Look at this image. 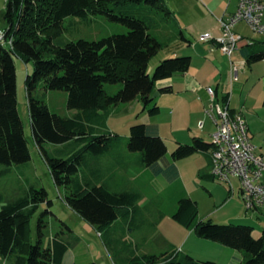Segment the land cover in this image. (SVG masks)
Wrapping results in <instances>:
<instances>
[{
	"label": "trees",
	"instance_id": "trees-1",
	"mask_svg": "<svg viewBox=\"0 0 264 264\" xmlns=\"http://www.w3.org/2000/svg\"><path fill=\"white\" fill-rule=\"evenodd\" d=\"M163 14L172 15L165 0L6 2L3 20L7 44L0 43V165L8 168L31 160L19 112L16 60L21 59L34 64L33 74L25 81L34 141L46 159L56 186L65 189V203L99 232L107 230L127 212L132 214L129 227L133 230L136 222L133 218L137 217L139 203L143 200V194L137 189L116 191L105 180L101 158L112 153L120 139V135L108 131L113 107L138 98L151 116L158 115L160 108L155 100L174 92L173 86L158 85L186 75L192 66V57L171 55L186 44L192 45L181 35L182 41L170 47V53L161 56L153 75L149 73L152 58L165 45L151 33L153 27L163 23L159 19ZM93 15L106 16L128 31L97 41L63 39L67 18L86 19ZM262 60L264 46L247 55L248 64ZM107 84L122 87L111 94L106 89ZM39 89L67 92V107L76 113L72 117L54 113L43 95H38ZM229 96L230 93L223 98L224 105L229 102ZM151 105L154 106L149 108ZM48 144L58 148L51 149ZM126 147L129 152L140 154L141 165L154 168L158 175L166 172L159 163L168 148L156 125L132 126ZM213 148L212 142L198 137H194L190 145L178 143L168 173L176 177L178 161L196 153L212 152ZM5 172V169L0 170V173ZM206 176L214 179L212 174ZM45 204H52L47 191L35 185L11 200L0 193V257L10 264H63L65 254L78 240L66 239L61 232L45 246L43 237L48 222L42 218L38 224L39 240L36 244L31 240L32 219ZM199 211L197 201L182 198L172 218L203 239L244 252L247 258L241 264H264V234L254 237V228L250 225H220L211 220L197 222ZM46 213L50 211L47 209ZM66 229L71 231L68 226ZM127 264L216 262L172 252L134 255Z\"/></svg>",
	"mask_w": 264,
	"mask_h": 264
},
{
	"label": "rangeland",
	"instance_id": "rangeland-1",
	"mask_svg": "<svg viewBox=\"0 0 264 264\" xmlns=\"http://www.w3.org/2000/svg\"><path fill=\"white\" fill-rule=\"evenodd\" d=\"M189 11L183 10L184 1L175 0L167 2V6L172 15L163 14L159 18L163 23L152 28L151 33L158 37L165 45L158 55L152 58L149 67V73L153 75L156 66L159 64L161 56H165L172 50L177 42L182 41L180 31H184L192 45H184L178 48L172 56H191L192 66L187 73L189 78L197 79L201 87L219 85V97L216 104L224 105L223 96L232 93L234 87L242 84L243 94L248 98V105L256 94L264 89V62L256 65V74L252 75L251 67L247 66L241 70L238 79L232 82V64L229 57L221 51L210 53L211 43L201 42L200 37L211 34L215 38L222 36L220 25L216 18H213L214 10L208 0H187ZM215 3L225 2V0H213ZM7 0H0V29L6 27L3 20V14L6 10ZM185 5V4H184ZM211 11V12H210ZM63 39L65 41H76L86 39L97 41L114 34L126 33L128 29L117 22L109 20L103 15H93L86 19L69 17L64 23ZM240 31L244 32L247 38L245 42L250 41L254 50H259L264 46V35H256L248 30L243 22L239 25ZM168 43V44H167ZM208 50L205 52L204 50ZM170 55V56H171ZM233 62L238 65L245 61L238 52L233 56ZM17 72V91L19 100V112L22 118L28 146L31 153V160L22 165H13L6 168L0 165V170H6L0 173V193L11 200L15 195L22 194L31 185L38 189L45 188L48 193V199L52 202L51 206L45 204L33 217L31 222V240L36 244L39 240L38 224L40 218L48 222V228L43 237L44 245L49 244L50 239L57 233L63 232L67 237L66 223L73 229L74 233L83 238L84 245L92 255L97 264H123L119 262L114 250L107 249L103 239L94 226L83 220L74 212L64 201L66 191L62 187H57L52 174L47 165L46 159L37 147L32 133L30 113L28 107V97L26 91V78L34 72V64L26 63L21 59L16 60ZM165 83V82H164ZM160 85V84H159ZM158 85V86H159ZM122 85H106L109 93H117ZM38 95H43L49 108L54 113L61 116L72 117L76 110H70L67 107L68 93L65 91H45L38 90ZM155 103L160 108V113L151 116L149 109L144 110V104L140 99L132 102L120 104L113 107L112 113L108 118V131L120 135L118 143L115 144L112 153L102 157L103 170L114 184H123L124 187H135L144 194L142 203H149L148 211L151 221H155L157 232H153L148 243L139 246V253H163L178 252L189 254L194 259L200 261H214L220 259L221 264H226L228 256L223 250H231L220 243L199 237L193 229H187L179 225L172 219V212L182 198H192L199 204L198 221L211 220L216 224H244L255 223L254 220L247 219L245 216H252V212L246 211L243 199L239 191V182L232 181L234 189L230 193L229 185L216 179H207L205 175L211 174V152H200L190 157L180 160L176 163L179 170V176L173 177L168 173L167 168L172 163V154L181 144H193V138H203L204 141L211 143L212 134L216 131V125L208 115L207 110L212 104L211 100L207 103L200 101L197 94L187 89L185 83H174V93L159 96ZM151 105L149 108H152ZM258 114L246 106L245 114L248 122H252V131L254 138L253 145L258 151H264V116L261 111ZM150 123L159 128L160 136L165 141L168 152L165 158L160 162L161 167L166 169L165 173L156 174L155 169L141 165L138 161L139 153H131L127 150V141L130 135V128L136 124ZM203 125V128L201 127ZM51 149L58 148L53 144H48ZM130 154V166L120 168L114 171V176L109 175L107 160L114 158L116 154L123 152ZM111 185H113L111 183ZM113 185V187H115ZM129 186V187H128ZM50 213H46V210ZM163 212V214H160ZM248 213V215H246ZM124 215V214H123ZM122 222L123 220L120 219ZM256 225V224H255ZM177 226L180 232H173L174 243L167 252L162 250L163 241L161 236L166 230H174ZM258 229V227L256 228ZM148 230V229H147ZM144 231H139L135 227L129 230L126 227V233L131 240L141 238ZM146 233V231L144 232ZM164 235V234H163ZM255 237H259L255 234ZM130 240V241H131ZM188 249V252L185 250ZM69 258L65 259L64 264H70ZM0 264H10L8 260L0 257ZM235 264H241L237 260Z\"/></svg>",
	"mask_w": 264,
	"mask_h": 264
},
{
	"label": "crops",
	"instance_id": "crops-1",
	"mask_svg": "<svg viewBox=\"0 0 264 264\" xmlns=\"http://www.w3.org/2000/svg\"><path fill=\"white\" fill-rule=\"evenodd\" d=\"M168 1L173 2L175 0H165L166 4ZM182 1H184V4H185V5L183 4V6H184L183 10L187 9L189 11L190 9L188 8L189 7L188 1L187 0H182ZM208 1H209L208 4H210L212 6V10L215 11V13H213V18L217 19L219 25H220L221 19L227 20L231 15H233L237 11L238 6H239V0H225V2H218V3H215L213 0H208ZM241 23H243V22H241ZM241 23H239L236 26L235 31L237 33L241 34L242 36H244L245 38H247L245 33L240 31V29H239V25ZM220 30L222 33L221 26H220ZM248 30L250 31L249 28H248ZM180 34L183 37H185L187 40H189V38L186 36L184 31H180ZM250 44L247 42H243L240 45V48L236 51V53L238 52V54L242 55L245 59V61L238 64L240 71L241 70L244 71L245 68L247 66H249L252 69L251 73L253 75V74H256V71H255L256 65L259 62H262V61L264 62V60L258 61V62L252 63V64L247 63V55H249V53H251L252 51H255L253 48H251L252 45H250ZM211 45L212 46H211L210 53H215L216 51H221L218 47L214 46L212 43H211ZM204 51L207 52L208 50L205 49ZM187 75L188 74L181 76V77L173 78L172 80L164 81L165 83L161 82L159 86L160 87L161 86L162 87L163 86H173V89H174V83L183 82V83H185V86L187 89H191L192 92H195L197 94L198 98L200 99V101L205 102V103L210 101V97H209L208 92H207L208 87L214 88L218 94V97H219V85L218 84L215 87L208 86V87L204 88V87H201V85L198 83L197 79L189 78V76H187ZM238 85H239L238 87H237V85H236V87H234L233 92L229 96V102H227V104L229 105L231 112L239 113L243 116V118L245 119V121L248 125L251 140H253L254 133L252 131V122L251 121L248 122V120H250V119H248V117L246 116V114L244 112H245L246 106H249L251 108V110H254L257 114H258L257 111H261V112L263 111L262 116H264V89L260 90L256 94V97L254 99H252L251 104L248 105V101H246L248 98L244 97V94L242 91L243 86L240 83ZM227 94H225L223 96V98ZM148 124H150V123H148ZM201 139H203V138H201ZM113 150L114 149H112V152H113ZM256 151H257V153L264 154V151H258L257 148H256ZM131 157L132 156L130 154L126 153L125 151L122 154H116L113 159L107 160L105 163V165L107 166V171H108L107 173L111 176H114L115 170L120 169L121 167L122 168L129 167ZM101 164H102V168L104 170L105 166L103 167V161L101 162ZM159 166L161 167L160 163H159ZM211 166H212V161H211ZM161 168L165 169L164 167H161ZM176 168H177V165H176ZM208 175H210V174H208ZM178 176H179V170L177 168V176L176 177H178ZM206 178L214 180L212 177L210 178V177L206 176ZM105 180L108 181L110 187L116 191L137 189L135 187H129V186H128L129 188L124 187L123 186L124 183L115 186L114 183L116 181H111V178H108L107 175L105 176ZM111 183L115 187H113V185H111ZM137 190L139 192H141L139 189H137ZM143 199H144V194H143ZM148 205H149V203L146 204V202L142 203V201H141L139 203L140 210L138 211V215L136 218H133L136 221L134 223V227L139 231L140 230L144 231V232L146 231V233L143 232V234L141 235V238L137 237L135 239L136 241L131 240V237L128 236L126 233L127 225H128L129 230H130L129 226L131 225L130 224V218H131L132 214L130 212L125 213L120 218L123 220V222L119 219L111 227H109L107 230H104L102 232L98 231V233H99L100 237L103 239V242H104L105 246L107 247V249H109V248H111V250L113 249L116 256L118 257L119 262L122 260L123 264H127V262L130 260V258H132L134 255H137V252L138 253L140 252L139 246L140 245L143 246V244L148 243L151 239L153 232L154 231L157 232V230H158L157 227L154 228V226H156L155 223H157V222L151 221L149 214H148V211H146L148 208ZM176 209H177V207L175 204V209L172 212V215L175 213ZM250 212H252L251 213L252 216H250V217L245 216V217L247 219H250V220H254V218H255V220H256L255 223L254 224L251 223L250 226H252L254 228V231H253L254 237L256 234L257 236H259L256 238H260L264 234V206L259 208L256 211H250ZM160 214H163V212H160ZM246 215H248V213H246ZM232 224H234V223H232ZM63 225L68 226L71 230V231H69L66 229L65 232L67 233V237H65V236L64 237L66 239H69V240H74V239L78 240L77 243L65 254L63 264L65 263L66 256H67V258H69V260L71 262L70 264H91V263L97 264L95 262V260L93 259L92 255L89 254V252L87 251V249L84 245L83 238L76 235L74 233L73 229H71V227L69 225H67L66 223L63 222ZM257 227H258V229H256ZM173 232L178 233V232H180V230H178L177 226H175L174 230H171V229L168 230L167 229L166 232L163 233L164 235L162 234V236H161V239L163 241L162 250H164L166 252H167V248L169 250V248H171L173 246L172 245L174 243V237L172 235ZM229 249H231V250H223L224 254H226L229 257L226 264H235V261L237 262V260H238V262L240 261L242 263L244 260H246L247 255L244 252L235 250V249L230 248V247H229ZM136 250H137V252H136ZM185 251L188 252V249H186ZM152 254L159 255L158 253H147V252H145V253H141L138 256L152 255ZM214 262H216V264H221L220 259H217V258L214 259Z\"/></svg>",
	"mask_w": 264,
	"mask_h": 264
},
{
	"label": "built area",
	"instance_id": "built-area-1",
	"mask_svg": "<svg viewBox=\"0 0 264 264\" xmlns=\"http://www.w3.org/2000/svg\"><path fill=\"white\" fill-rule=\"evenodd\" d=\"M241 22L246 23L252 33L264 35V0H239L237 11L227 20H220V38L211 34L200 37L201 42L213 43L230 58L232 82L238 79L240 72L232 58L246 39L235 31ZM0 43L7 44L3 29H0ZM207 92L212 102L207 113L216 125L212 134L211 174L214 179L229 185L231 190L234 189L232 181L236 179L246 211H256L264 206V154L257 153L243 116L232 114L227 103L216 104L218 94L214 88L208 87Z\"/></svg>",
	"mask_w": 264,
	"mask_h": 264
}]
</instances>
